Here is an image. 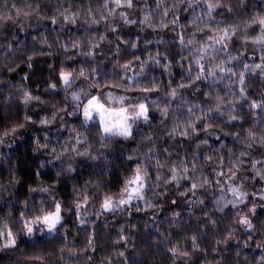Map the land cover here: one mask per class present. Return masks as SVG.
<instances>
[{
	"label": "clouds",
	"instance_id": "obj_1",
	"mask_svg": "<svg viewBox=\"0 0 264 264\" xmlns=\"http://www.w3.org/2000/svg\"><path fill=\"white\" fill-rule=\"evenodd\" d=\"M0 264H264V0H0Z\"/></svg>",
	"mask_w": 264,
	"mask_h": 264
}]
</instances>
